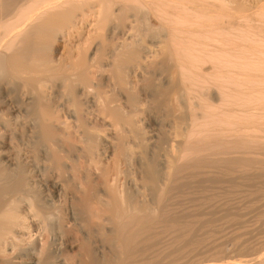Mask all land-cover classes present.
I'll use <instances>...</instances> for the list:
<instances>
[{
    "label": "bare ground",
    "instance_id": "bare-ground-1",
    "mask_svg": "<svg viewBox=\"0 0 264 264\" xmlns=\"http://www.w3.org/2000/svg\"><path fill=\"white\" fill-rule=\"evenodd\" d=\"M261 40L258 0H0V264H173L201 246L207 183L264 177ZM199 188L209 216L180 220L170 203ZM159 231L183 238L152 253ZM255 245L215 264H264Z\"/></svg>",
    "mask_w": 264,
    "mask_h": 264
},
{
    "label": "rangeland",
    "instance_id": "rangeland-1",
    "mask_svg": "<svg viewBox=\"0 0 264 264\" xmlns=\"http://www.w3.org/2000/svg\"><path fill=\"white\" fill-rule=\"evenodd\" d=\"M259 1V3L260 2H264V0H258ZM147 22V21H146ZM145 27V26H144ZM144 30L145 31H147L145 28H144ZM152 30L153 29H151L149 32H151L152 34H156L155 32L156 31H158V30H154L153 32H152ZM149 32H147L149 35H151ZM158 33V32H157ZM147 35V34H146ZM157 35V34H156ZM156 35H154V36H156ZM258 42V41H257ZM256 42V43H257ZM261 44H259L260 45V47L261 48H263V51L261 50L259 53H262V56L264 57V42L261 40V42H260ZM257 44V45H258ZM257 55H259V54H257ZM262 56H257L258 58H262ZM257 57H256V61H257ZM264 59V58H263ZM260 70H258V72H259ZM262 72V71H261ZM264 72V71H263ZM260 73V72H259ZM259 73H257L256 72V76H257V74H259ZM262 74L264 75V73H261V75H258V76H262ZM259 86V85H258ZM259 87H261V86H259ZM260 89H264V86H262ZM256 90H258V87H256ZM264 91V90H263ZM256 92H260V93H258V94H260V96H258V98L260 97V99L262 98V100H260V99H258L257 97H250V99L249 100H253V101H256L257 99L259 100L258 102H262V101H264V92H262V91H256ZM263 95H262V94ZM257 94V95H258ZM256 95V96H257ZM257 98V99H256ZM257 102V101H256ZM264 177L262 178V181H261V179L260 180H258V182L256 181V179H253V181H251V182H249V181H247V182H244V184L241 186H238V185H236L237 186V188H236V186L234 187V186H231V185H228V182H226L225 181V183H227V185L225 184L224 185V181H222V183L220 182L219 184L220 185H223V186H220L219 184H218V182L217 183H211L212 184V187H211V184H210V186H209V184L207 183V185L208 186H206V188L208 187H210L209 188V190H211V193H209L210 191H208V188H207V191L208 192H206L205 190H201V188H199L198 190H197V195L195 194V193H193L192 195H195L196 196V200H195V196H191V197H193V198H191V199H189V198H187V197H189L190 195L188 194V196L186 195V197L184 196V195H182V196H180L178 199H177V201H179V202H177L176 200L175 201H173L172 200V202L170 203V208H172L171 210L172 211H174L175 209L177 210L178 208V210L180 211H174L175 213H177L178 215H180L181 216V214H183V216H181V219L180 220H182V221H187L188 219H189V221H192V219L193 220H196V219H200L201 217H207V216H209V214L211 213V215L213 214L215 217L218 215L219 217H217V218H214V220H213V222H212V224H211V226H210V224H209V226L208 227H205V229L207 230H205L207 233H209V234H211L210 236H209V234L208 235H206L207 233L205 232V234H203L202 236H209V237H202V238H204V239H201V241H203V242H201V246H200V244L197 246H192V249H193V251H192V249H189V247H185V246H183V250H181V248H180V250L182 251H176L175 252V261H177L176 263L174 262L173 264H195V263H197V264H200V263H202L203 261H204V263H207L208 264V262L210 263V264H212L213 262V264H215V262H217L216 260L218 259L219 260V262L220 261H222L221 263H224L225 262V258L227 259V260H231V259H229L228 258V256L230 257L231 255H233V256H235V257H233V256H231V257H233L234 258V260L236 261V260H238V258H236V257H240V259L239 260H241L242 258V260H245V256H247L248 254L251 256V254L253 253V254H255L256 253V251H253L254 249H256V248H253L252 246H256L255 244H256V241H258V237H260V236H263V234H264V204H263V202L262 201H264V195H262V193H260V191L261 192H263L264 191ZM253 182V183H252ZM246 183V184H245ZM248 183V184H247ZM250 183V184H249ZM260 183V184H259ZM217 184H218V186H217ZM206 185V184H205ZM257 185V186H256ZM250 186H251V188H250ZM258 186H259V189H261L260 191H258ZM230 187H234L235 189H232L231 190V188ZM242 187V188H241ZM260 187H262V188H260ZM204 188H205V186H204ZM229 190H227V189ZM239 188V189H238ZM217 189V190H216ZM222 189V190H221ZM226 189V190H225ZM240 189H241V191L243 190V193L240 191ZM254 189H256L255 190V192L253 191ZM214 190V191H213ZM263 190V191H262ZM213 191V192H212ZM231 191V192H230ZM250 191H252V192H254V195L252 196L251 194H253L252 192L250 193ZM194 192H196V191H194ZM202 192H203V194L206 192V193H209V194H212L213 196H211L212 198H211V201H212V204L211 205H209L210 207H208V206H204L203 208H204V210L206 209V208H209L208 210H210V212L207 210V212L209 213V214H207L204 210H202V207L200 206V205H198V206H200V207H198L196 204H198L199 202H200V200H201V196L203 195L202 194ZM221 192V193H220ZM235 192V193H234ZM218 193V194H217ZM232 193V194H231ZM235 196H234V195ZM241 194V195H240ZM248 194V195H247ZM257 194V196H255ZM259 194H261V195H259ZM263 194H264V192H263ZM199 195H200V197H199ZM243 195H246V196H243ZM260 197H259V196ZM219 196V197H218ZM248 196V197H247ZM262 196V197H261ZM181 197H182V199H181ZM197 197H199V198H197ZM217 197V198H216ZM226 197V198H225ZM244 197V198H243ZM219 198V199H218ZM238 198H240V199H238ZM248 198V199H247ZM251 200H250V199ZM258 198V199H257ZM262 198V199H261ZM190 201V200H192V201H190V203L191 204H189L188 202V200ZM184 200H186V201H184ZM223 200V201H222ZM259 200V201H258ZM262 200V201H261ZM182 201V202H181ZM195 201L197 202L198 201V203H196L195 204ZM214 201H216L215 203H214ZM218 201V202H217ZM229 203H227V202ZM250 201V202H249ZM174 202V203H173ZM194 202V203H193ZM220 202V203H219ZM239 202V203H238ZM241 202V203H240ZM254 202V203H253ZM186 203V204H185ZM188 203V204H187ZM193 203V204H192ZM214 203V204H213ZM218 203L219 204H222L221 206L219 205V207L221 208V209H225V210H227L228 212H229V214H231V216L232 217H230V219L228 218V220H227V218H225L226 220H224L222 217L223 216H220V214L221 215H223V213L222 212H224V213H228L227 211H222L221 212V209H219V208H217V206H218ZM223 203H226L225 205H223ZM246 203H248L247 205H246ZM195 204V205H194ZM235 204V205H234ZM262 204V205H261ZM187 205H188V207H187ZM217 205V206H216ZM251 205H252V208L250 209V207H251ZM178 208H177V207ZM190 206H195V207H193V210H191L192 209V207H191V209H190ZM197 206V207H196ZM215 206V208H216V210L214 211V209H213V207ZM239 206H241V207H239ZM243 206V207H242ZM248 206H249V208H248ZM263 206V207H262ZM188 208V210H189V212H190V210H191V212H193L194 210H196V209H194V208H201L200 209V211H199V209L198 210H196L195 212H193V215L191 214V212L189 213V212H187V211H185L187 208ZM175 208V209H174ZM183 208H185V209H183ZM237 208V209H236ZM240 208H241V210H240ZM174 209V210H173ZM213 209V210H212ZM255 209V210H254ZM240 210V211H239ZM253 212H252V211ZM183 211H185V213L183 212ZM202 211V212H201ZM211 211H214V212H211ZM216 211H218V212H221L220 214H214ZM183 212V213H182ZM186 212L188 213V214H186ZM200 212V213H199ZM195 213V214H194ZM206 214V216H204L205 214ZM244 213V214H243ZM259 213V214H258ZM263 214V216H262V214ZM185 214V215H184ZM257 214V215H256ZM187 215H189L188 217H187ZM190 215H192V216H190ZM198 215V216H197ZM240 215H242L241 216V218H240ZM259 215H261V216H259ZM201 216V217H200ZM257 216V217H256ZM258 216H259V218H258ZM184 217V218H183ZM256 217V218H255ZM188 218V219H187ZM191 218V219H190ZM219 218V219H218ZM220 218H221V220H223V221H221L220 220ZM234 220H232V219ZM184 219V220H183ZM186 219V220H185ZM260 221H259V220ZM219 220V221H218ZM229 220H231V221H229ZM243 220V221H242ZM258 221V222H257ZM261 222V223H260ZM219 223V224H218ZM233 223V224H232ZM211 227V228H210ZM239 227V228H238ZM244 227V228H243ZM248 227V228H247ZM219 228V229H218ZM221 228V229H220ZM234 228V229H233ZM161 229V228H160ZM201 229V228H200ZM198 230V229H196L197 231H194L195 233L197 232V234H199L200 232H201V230ZM218 229V230H217ZM157 230H159V228L157 229ZM214 230V231H213ZM226 230V231H225ZM236 230H237V232H236ZM238 230H239V232H238ZM161 232H163L162 230H160ZM159 231V236L157 235V239L155 240V243H154V248H151V250H152V253H154V252H160V250H167V252L168 251H170L171 249H173V248H175V245L177 244V240H178V242H180L181 240H182V238H183V236H182V234H180L181 232H179V233H177V234H175V233H165L166 231H164V233H161ZM233 231V232H232ZM193 232V233H194ZM212 232V233H211ZM217 232H219V233H217ZM229 232V233H228ZM160 233H161V235H160ZM194 233V234H195ZM231 233H232V235H236L235 233H237V236H232L231 235ZM263 233V234H262ZM163 234V235H162ZM169 234V235H168ZM175 236L176 235V238H174L173 236ZM181 235L180 236V238H179V235ZM196 234V235H197ZM215 234V235H214ZM219 234V235H218ZM229 234V235H228ZM244 234V235H243ZM166 235V236H165ZM213 235V236H212ZM242 235V236H241ZM256 235V236H255ZM223 236V237H222ZM250 236V237H249ZM258 236V237H257ZM168 237V238H167ZM217 237H218V239H217ZM231 237L233 238V237H237L236 239H237V241H236V239L235 238H233L234 239V241L233 242H235V244L234 243H232L231 241L233 240V239H231ZM256 237H257V239H256ZM178 238V239H177ZM207 238H209V239H207ZM211 238V239H210ZM213 238V239H212ZM228 238V239H227ZM229 238L231 239V241L229 240ZM241 238V239H240ZM252 238V239H251ZM159 239V240H158ZM161 239V240H160ZM206 239V240H205ZM215 239H216V243L214 242L215 241ZM220 239V240H219ZM167 240V241H166ZM205 240V241H204ZM206 241H209V242H207V244L206 243H204V242H206ZM228 241V242H227ZM230 241V242H229ZM241 241H242V243L244 242V243H246V244H244L245 246L243 247L242 245H241ZM254 243H253V242ZM164 242H165V245H164ZM168 242H170V243H168ZM214 242V243H213ZM221 242V243H220ZM168 243V244H167ZM202 243H204L203 245H202ZM233 244V248H232V246L230 247V245L231 244ZM156 244V245H155ZM159 244V245H158ZM212 244V245H211ZM217 244V245H216ZM218 244H222V245H218ZM223 244H224V247H223ZM163 247H162V246ZM170 245V246H169ZM240 245H241V247H243V248H241L240 247ZM252 245V246H251ZM165 246H167V247H165ZM214 248H213V247ZM216 246V247H215ZM229 246V247H228ZM249 246V247H248ZM250 246H251V248H250ZM209 247H210V249H209ZM219 247V248H218ZM225 247H226V249H225ZM235 247V248H234ZM239 247L242 249V252L240 251L241 249H239ZM168 248V249H167ZM169 248H171V249H169ZM197 248V249H196ZM203 248H205V249H203ZM219 249V251H218V249ZM250 248V249H249ZM3 249V248H2ZM196 249V250H195ZM216 249V250H215ZM220 249H221V251L222 250H224V251H222V252H224V254L225 255H223L222 253H221V251H220ZM233 249H235V250H233ZM238 249H239V251L241 252H239L238 251ZM243 249H244V251L245 250H247L248 249V251L247 252H244L243 253ZM4 250H6L7 251V249L6 248H4ZM4 250H1L2 251V253H0V257L3 255H5V253L3 252ZM158 250V251H157ZM165 250V251H166ZM190 250V252H188ZM199 250V251H198ZM209 252H208V251ZM229 250H231L230 252H227V251H229ZM232 250H233V252H232ZM249 250L252 252H249ZM0 251V252H1ZM165 251H163V252H165ZM195 251V252H194ZM205 251V252H204ZM184 252V253H183ZM204 252V253H203ZM207 252V253H206ZM211 252V253H210ZM214 252V253H213ZM217 252V253H216ZM149 253H151V252H149ZM186 253V254H185ZM188 253V254H187ZM192 253V254H191ZM200 253V255H198ZM208 253H209V255H208ZM213 253V254H212ZM218 253H220L219 254V256L221 257V258H223V259H219V257L217 258V255H218ZM227 253H229V254H227ZM234 253H235V255H234ZM237 253V254H236ZM238 253H239V255H238ZM243 253V254H242ZM245 253H248V254H246L245 255ZM190 254V255H189ZM197 254V256H195ZM240 254H242V256H240ZM252 254V255H253ZM151 255V254H150ZM193 255V256H192ZM204 255V256H203ZM205 255H206V257H205ZM212 255V256H211ZM213 255H214V260H212L211 259V257H213ZM215 255H216V257H215ZM223 255V256H222ZM238 255V256H237ZM178 256V257H177ZM194 257L193 259H192V257ZM208 256V257H207ZM211 256V257H210ZM226 256V257H225ZM244 256V257H243ZM250 256H247V258L249 257L250 258ZM190 257V258H189ZM199 257V258H198ZM177 258L178 259H180V260H177ZM185 258V259H184ZM216 258V259H215ZM232 258V259H233ZM246 258V259H247ZM200 259V260H199ZM207 259V260H206ZM208 259H210V261L208 260ZM181 260H183V261H181ZM188 260V261H187ZM189 260H190V263H189ZM194 260H195V262H194ZM213 262H212V261ZM223 260H224V262H223ZM226 260V261H227ZM234 260H232V261H234ZM238 260V261H239ZM206 261H208V262H206ZM228 261V262H229ZM180 262V263H179ZM185 262V263H184ZM193 262V263H192ZM218 262V263H219Z\"/></svg>",
    "mask_w": 264,
    "mask_h": 264
}]
</instances>
